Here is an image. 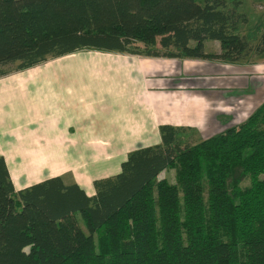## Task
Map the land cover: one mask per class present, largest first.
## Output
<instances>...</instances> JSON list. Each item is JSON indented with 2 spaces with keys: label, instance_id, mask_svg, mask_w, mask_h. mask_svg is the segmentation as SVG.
Listing matches in <instances>:
<instances>
[{
  "label": "trees",
  "instance_id": "16d2710c",
  "mask_svg": "<svg viewBox=\"0 0 264 264\" xmlns=\"http://www.w3.org/2000/svg\"><path fill=\"white\" fill-rule=\"evenodd\" d=\"M244 1L0 0V78L79 51L264 55V16L251 26ZM194 130L160 124L91 195L60 176L16 189L0 154V264H264V102L235 131Z\"/></svg>",
  "mask_w": 264,
  "mask_h": 264
},
{
  "label": "crops",
  "instance_id": "0c3cea01",
  "mask_svg": "<svg viewBox=\"0 0 264 264\" xmlns=\"http://www.w3.org/2000/svg\"><path fill=\"white\" fill-rule=\"evenodd\" d=\"M112 55L114 64L105 70L115 73L116 77L106 82L96 79L99 86L106 84L108 91L103 95L82 97L80 78L67 86L65 79L47 76L35 78V84L42 91L38 94L27 93L23 97L17 93L14 97L0 91V154L12 180L14 170L11 165L16 168L20 163L28 165L31 153L28 150L41 139L33 133L43 134L45 142L51 143L49 149L60 150L62 156L57 164H67L74 182L91 195L94 193L93 180L118 173L127 152L160 143V124L191 127L205 134L212 124L220 128V132H230L245 121H238L229 113L228 109L238 108L233 105L235 100L225 101L221 97L211 100L203 94V89L197 88L205 86L204 79L214 78L211 68L215 73L223 70L226 73L225 67L230 66L234 69L232 72H237L239 67L234 63L200 58L145 56L136 59L134 55ZM82 63L66 61L70 73L74 67L81 70ZM122 73L124 75L120 76ZM194 79L202 82L195 84ZM90 84L92 88L97 86L95 80ZM69 89L74 92L68 93ZM70 150H83L81 158L86 163L80 165L76 162L78 159ZM99 171L104 172L98 174ZM20 178L23 182L21 180L19 186L14 183L16 189L48 177L32 183H26L22 176Z\"/></svg>",
  "mask_w": 264,
  "mask_h": 264
},
{
  "label": "rangeland",
  "instance_id": "374dc122",
  "mask_svg": "<svg viewBox=\"0 0 264 264\" xmlns=\"http://www.w3.org/2000/svg\"><path fill=\"white\" fill-rule=\"evenodd\" d=\"M241 11L247 14L252 26L253 23L264 16V0H245ZM204 46L206 52L219 51V44L217 41L206 40L204 42ZM109 54L95 51H79L70 56H67L68 58H65L66 56H64L56 59H48L47 61L35 67H32L33 69L17 71L1 77L0 91H3V93L6 94H10V96L14 97H16L17 93H20L23 97H25L27 93L38 94L42 91L39 90L40 86H37L35 84V78L39 76H47L54 78L56 77L58 80H60L61 78L65 79L64 82L67 83V86H71L72 83H76L75 79L78 80L80 78L81 80L79 81V83L82 87V97H86L88 95L98 96L106 94L108 91L107 87L105 88L106 84L104 83L103 86H99L98 84L100 82L98 81L106 82L113 79V77H116L115 73H109V71L105 70V68L109 65L114 64L113 60L115 59L112 54H115L117 56V54L119 53L110 52ZM123 55L130 56V54ZM134 56H136L134 57L136 59H139V57H145L138 55ZM68 59L72 60L73 62H84L85 66L84 63H82L80 64L81 70L74 67L75 70H72V73H70L68 71L69 65L66 64V61ZM234 64L238 65L239 67V69L237 68L239 71L237 70V72L235 73L232 72L234 69H231L233 67L230 66L225 67L227 70L226 73L225 70L215 73L213 72V68H211V76H213L214 78L208 77V79H204L205 81L203 82V84L205 86L197 88L203 89V94L209 96L211 100L219 97L225 99V101L235 100L233 102V105L237 106L238 108H230L228 110L229 113L233 114V117L238 118L239 121L241 119L245 120L260 104L264 102V55L251 57L247 56L238 63ZM122 67H124V62L123 66H121V69H123ZM71 68L73 69V67ZM101 68H103L104 71ZM122 75L124 74H120V76ZM127 75L128 74H126L125 76ZM196 75L197 74H195V76ZM207 75L209 74H204L203 76ZM98 78L99 80L96 81V79ZM175 79L176 78H174V80ZM94 80L95 82H97V86L95 87L94 85V88H92L90 86L93 85L90 83L94 82ZM194 81H196L195 84L202 82L201 79H194ZM170 82L171 81H169L168 83ZM70 92L72 94L74 91L69 89L68 93ZM239 99H241V102L237 103ZM9 117L10 119L13 118L11 114H9ZM241 124L242 122L240 124H237V126ZM236 127H234L232 131H235L237 129ZM219 129L220 128H218L216 125L212 124L208 126V128L206 129L207 132L205 134L198 133L197 130H194L192 133L189 132L190 139L192 141L203 139L207 137V135L219 133ZM33 135H37L38 138L41 139H38L37 142H34L31 150H28L31 151V153L29 152L30 158L28 161L30 163L25 166L20 163L19 165H17V168L15 167V165H11L12 169L14 170L13 180L15 185L19 186V182H21V180L23 182V179L20 178L21 176L26 179V183H32L45 177L49 178L54 176H60L64 184L74 182L73 174L69 170H67L70 169L69 166H67V164H57L62 156V153H60L59 155L60 150L53 148L49 149L50 146L48 147V145L51 143L45 142L46 139L43 138V134H41L40 132L33 133ZM31 144L32 143H30L29 146ZM18 151L20 155L21 148L18 149ZM70 151L78 159L76 160V162L78 161L80 165L86 163L85 160H82L81 158V155L84 154L83 150ZM100 172L101 171L97 173L99 174ZM158 176V178H165L168 182H176V172L172 168L163 170ZM248 183L249 180H245L242 185H247Z\"/></svg>",
  "mask_w": 264,
  "mask_h": 264
}]
</instances>
